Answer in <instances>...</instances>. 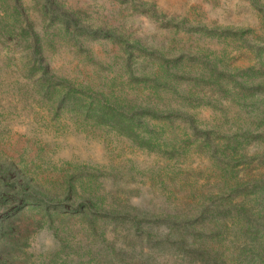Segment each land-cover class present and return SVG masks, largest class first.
Masks as SVG:
<instances>
[{
    "label": "rangeland",
    "instance_id": "obj_1",
    "mask_svg": "<svg viewBox=\"0 0 264 264\" xmlns=\"http://www.w3.org/2000/svg\"><path fill=\"white\" fill-rule=\"evenodd\" d=\"M248 214L264 0H0V264H244Z\"/></svg>",
    "mask_w": 264,
    "mask_h": 264
},
{
    "label": "trees",
    "instance_id": "obj_2",
    "mask_svg": "<svg viewBox=\"0 0 264 264\" xmlns=\"http://www.w3.org/2000/svg\"><path fill=\"white\" fill-rule=\"evenodd\" d=\"M7 196L12 201H18V200H20V198H21V200H29V198H33L31 191L23 189V188H18V187L15 188L13 192L11 191L9 194L7 193ZM246 216L250 221L259 222V223H261L260 225L264 227L263 221L261 219H259L257 217V215L248 214ZM260 227H257L253 231L255 233V235L253 237L252 244L250 246V250L247 251L248 253H250L251 258L249 259L247 257V261L244 264H264V253L261 250L258 252L251 251V247L254 246L255 243L261 242V240L263 239L262 230ZM183 245H185V244H183ZM1 255H3V253L1 254V252H0V258H1ZM3 264H13V262H11L9 260V257H8L6 261H3Z\"/></svg>",
    "mask_w": 264,
    "mask_h": 264
}]
</instances>
